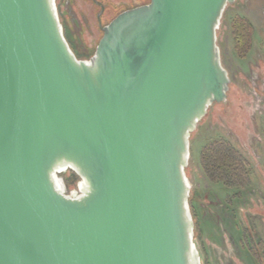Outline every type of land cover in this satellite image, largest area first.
Here are the masks:
<instances>
[{"label":"water","instance_id":"obj_1","mask_svg":"<svg viewBox=\"0 0 264 264\" xmlns=\"http://www.w3.org/2000/svg\"><path fill=\"white\" fill-rule=\"evenodd\" d=\"M234 0H148L78 59L55 0H0V264H201L189 135L226 99ZM85 188L70 197L55 173Z\"/></svg>","mask_w":264,"mask_h":264},{"label":"rangeland","instance_id":"obj_2","mask_svg":"<svg viewBox=\"0 0 264 264\" xmlns=\"http://www.w3.org/2000/svg\"><path fill=\"white\" fill-rule=\"evenodd\" d=\"M147 2L55 0V7L71 50L88 61L102 36L101 27L119 12ZM235 15L246 17L251 26L236 25L241 18L234 20ZM235 27L244 35L254 31L247 53L241 45L234 50ZM216 45L230 81L226 99L210 104L189 135L185 175L193 243L201 264H259L243 240V229L254 244L264 242V0L227 4L216 28ZM214 141L228 143L245 160L249 177L243 186H227L204 173L201 153ZM73 173L69 167L55 173L64 194H81L82 180L76 173L74 180Z\"/></svg>","mask_w":264,"mask_h":264},{"label":"trees","instance_id":"obj_3","mask_svg":"<svg viewBox=\"0 0 264 264\" xmlns=\"http://www.w3.org/2000/svg\"><path fill=\"white\" fill-rule=\"evenodd\" d=\"M240 22L243 21L240 20ZM63 33L67 40L65 29ZM242 53L244 54L245 51ZM201 165L204 173L211 180L222 182L227 186H243L249 177V171L245 160L231 145L224 141L211 142L202 150ZM73 177L75 180L78 176L73 173ZM244 239V242L248 243L247 247L249 252L256 261L259 264H264V242L260 241L254 244L246 229H243V240Z\"/></svg>","mask_w":264,"mask_h":264},{"label":"flooded vegetation","instance_id":"obj_4","mask_svg":"<svg viewBox=\"0 0 264 264\" xmlns=\"http://www.w3.org/2000/svg\"><path fill=\"white\" fill-rule=\"evenodd\" d=\"M237 17H240L241 19H238V22H236L237 23L236 25L241 24V23H246V24L251 26L250 21L246 17L240 16V15H235L234 20ZM234 20H233V22H234ZM240 20H242L243 22H240ZM233 22H232V24H233ZM231 33H232L231 37L233 39L234 50L237 52L238 46L241 45L245 48L244 50H246V53H247L252 47L254 31L252 32L251 36L248 34L244 35L243 32H241L239 28H237L236 31H232ZM219 55H220V53H219ZM244 56H245V53H244V55H241V57H244ZM229 81H230V79H229Z\"/></svg>","mask_w":264,"mask_h":264},{"label":"built area","instance_id":"obj_5","mask_svg":"<svg viewBox=\"0 0 264 264\" xmlns=\"http://www.w3.org/2000/svg\"><path fill=\"white\" fill-rule=\"evenodd\" d=\"M82 182V181H81ZM81 185V184H80ZM80 192H81V187H80ZM65 195H68V194H65ZM80 195V194H79ZM68 196L70 197H74V196H78L76 193H71L69 194Z\"/></svg>","mask_w":264,"mask_h":264},{"label":"bare ground","instance_id":"obj_6","mask_svg":"<svg viewBox=\"0 0 264 264\" xmlns=\"http://www.w3.org/2000/svg\"><path fill=\"white\" fill-rule=\"evenodd\" d=\"M65 168V167H64ZM81 189H84L85 188V183L82 181L81 182V185H80Z\"/></svg>","mask_w":264,"mask_h":264}]
</instances>
